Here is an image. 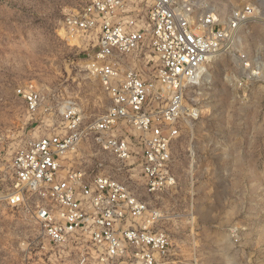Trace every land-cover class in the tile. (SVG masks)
<instances>
[{"label": "built area", "instance_id": "built-area-1", "mask_svg": "<svg viewBox=\"0 0 264 264\" xmlns=\"http://www.w3.org/2000/svg\"><path fill=\"white\" fill-rule=\"evenodd\" d=\"M253 12L245 5L224 16L212 0H88L65 14L109 106L86 119L74 98L23 82L16 95L34 131L0 164V203L27 214L57 264H166L170 238L149 194L176 186L173 150L202 117L203 69L235 51ZM237 56L248 68V55ZM132 164L146 195L124 178Z\"/></svg>", "mask_w": 264, "mask_h": 264}, {"label": "rangeland", "instance_id": "rangeland-1", "mask_svg": "<svg viewBox=\"0 0 264 264\" xmlns=\"http://www.w3.org/2000/svg\"><path fill=\"white\" fill-rule=\"evenodd\" d=\"M87 1L0 0L3 167L23 137L34 131L16 95L23 82L31 80L44 90L58 89L63 98H74L86 119L97 118L109 106L99 81L85 72L83 38L63 25L65 14ZM212 4L224 16L250 5L255 17L241 26L235 51L205 66L196 89L202 117L190 123L192 130L184 129L173 150L177 184L149 194V200L164 215L160 227L170 238L166 264H264V0ZM146 11L138 6V19L143 20ZM146 49L154 63V54ZM242 53L249 58L245 69L237 56ZM82 149L83 160L91 163L88 148ZM124 178L146 195L136 165L129 166ZM0 264H57L51 245L27 214L4 203Z\"/></svg>", "mask_w": 264, "mask_h": 264}, {"label": "bare ground", "instance_id": "bare-ground-1", "mask_svg": "<svg viewBox=\"0 0 264 264\" xmlns=\"http://www.w3.org/2000/svg\"><path fill=\"white\" fill-rule=\"evenodd\" d=\"M254 17H255V16H253V18H254ZM240 30H241V28H240ZM240 30H239V31H240ZM237 40L240 41V37H239V36H237ZM238 45H239V44H238ZM224 53H227V52H224ZM221 54H223V53H221ZM221 54H219V56H220ZM215 58H218V57H215ZM215 58H214V59H215ZM212 60H213V59H212ZM212 60H211V61H212ZM223 62H224V60L222 61V63H223ZM236 62H237V61H236ZM223 64H225V63H223ZM238 64H239V63H238ZM249 66H250V64H249ZM204 72H205V69H203V72H202V75H201L202 78H203V74H204Z\"/></svg>", "mask_w": 264, "mask_h": 264}]
</instances>
